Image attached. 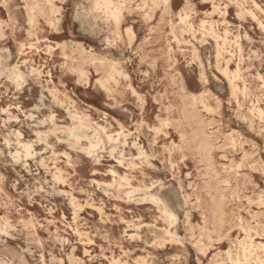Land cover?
<instances>
[{
    "label": "rangeland",
    "instance_id": "rangeland-1",
    "mask_svg": "<svg viewBox=\"0 0 264 264\" xmlns=\"http://www.w3.org/2000/svg\"><path fill=\"white\" fill-rule=\"evenodd\" d=\"M112 3L0 0V264H264V0Z\"/></svg>",
    "mask_w": 264,
    "mask_h": 264
},
{
    "label": "bare ground",
    "instance_id": "bare-ground-1",
    "mask_svg": "<svg viewBox=\"0 0 264 264\" xmlns=\"http://www.w3.org/2000/svg\"><path fill=\"white\" fill-rule=\"evenodd\" d=\"M100 2H102L103 3V5H104V7L107 9V10H109V11H111V6H112V0H99ZM139 3V2H138ZM170 6V5H169ZM168 8V7H167ZM119 12H111V15L113 16V18L115 17V18H117L118 16H117V14H118ZM182 20H184V19H182ZM198 24V23H197ZM240 27V26H239ZM127 28V27H126ZM201 30V29H200ZM184 31V30H183ZM110 33V32H109ZM173 34V33H172ZM233 34V33H232ZM225 36V35H224ZM219 37L217 36L216 37V39H218ZM177 39V38H176ZM225 40V39H224ZM243 41V40H242ZM167 42V41H166ZM170 42V41H169ZM183 44V43H182ZM114 45H116V44H114ZM190 45V44H189ZM51 46V45H50ZM193 48V47H192ZM184 51V50H183ZM234 57V56H233ZM32 59V58H31ZM200 60V59H199ZM68 66V65H67ZM69 67V66H68ZM62 68V67H61ZM67 68V67H66ZM74 69V68H73ZM180 73V72H179ZM77 77V76H76ZM220 83V82H219ZM48 90V89H47ZM250 92V91H249ZM106 94V93H105ZM65 96V95H64ZM111 96V95H110ZM119 96V95H118ZM117 96V97H118ZM257 96V95H256ZM114 97V96H113ZM263 97V96H262ZM243 98H244V96H243ZM67 99V98H66ZM258 102V101H257ZM53 114V113H52ZM47 117V116H46ZM43 120V119H42ZM61 121V120H60ZM3 125V124H2ZM172 127V126H171ZM199 127H201L200 125H199ZM203 127H206L205 125H203ZM121 130V129H120ZM119 137L120 138H124L125 136L124 135H119ZM47 139V138H46ZM173 143V142H172ZM38 144V143H37ZM66 154V153H65ZM142 155V154H141ZM67 157V156H66ZM136 158H139V157H136ZM146 160V159H145ZM171 161V160H170ZM174 161V160H173ZM175 162V161H174ZM147 164V163H146ZM179 167V166H178ZM65 173V172H64ZM135 179V178H134ZM122 180V179H121ZM104 185V184H103ZM43 189V188H42ZM40 190V189H39ZM68 193V192H67ZM27 194V193H26ZM32 197V196H31ZM128 199V198H127ZM76 201V200H75ZM74 202V201H73ZM78 206V205H77ZM79 207V206H78ZM166 217H167V221L168 222H171L174 218H173V216L171 215V214H166ZM3 228V227H2ZM66 233V232H65ZM96 234V233H95ZM166 234H168V232H166ZM173 234V233H172Z\"/></svg>",
    "mask_w": 264,
    "mask_h": 264
}]
</instances>
